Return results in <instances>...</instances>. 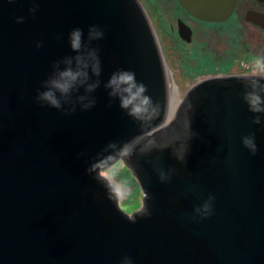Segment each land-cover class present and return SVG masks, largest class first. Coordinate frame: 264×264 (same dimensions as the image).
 Instances as JSON below:
<instances>
[{
	"label": "water",
	"instance_id": "obj_1",
	"mask_svg": "<svg viewBox=\"0 0 264 264\" xmlns=\"http://www.w3.org/2000/svg\"><path fill=\"white\" fill-rule=\"evenodd\" d=\"M172 81L141 0H0V264H264V77H207L146 134ZM119 158L132 218L99 175Z\"/></svg>",
	"mask_w": 264,
	"mask_h": 264
},
{
	"label": "bare ground",
	"instance_id": "obj_2",
	"mask_svg": "<svg viewBox=\"0 0 264 264\" xmlns=\"http://www.w3.org/2000/svg\"><path fill=\"white\" fill-rule=\"evenodd\" d=\"M151 10L155 20L161 21L154 22L163 33L173 81L169 89L172 100L163 125L146 134L169 124L187 92L207 77H264V0H237L230 17L221 21L201 19L179 0H151ZM249 26L259 31L256 41L249 34Z\"/></svg>",
	"mask_w": 264,
	"mask_h": 264
},
{
	"label": "rangeland",
	"instance_id": "obj_3",
	"mask_svg": "<svg viewBox=\"0 0 264 264\" xmlns=\"http://www.w3.org/2000/svg\"><path fill=\"white\" fill-rule=\"evenodd\" d=\"M145 2L146 1H144L143 4L146 7L147 11H149L151 9V2L147 3V4ZM152 6L154 7L155 5L152 4ZM149 15H150V17H151L153 22L156 21V23H158V24L161 23L160 19L157 18V20L159 22H157V20H155L156 18L154 17V14L151 15V13H150ZM156 23L154 24V26H155L156 30L158 31L157 28H158L159 25L156 24ZM250 27H252V26H249V28ZM250 29H251V33L249 32V34H251L250 36H253V41H256V39H254V38L257 36L259 31H258L257 28H254V27H252ZM253 30H254L255 33L256 32L257 33L255 34L254 32H252ZM158 34H159V36L161 35L160 36V40H163V41H161V43L163 45L164 52L166 54L167 53V49H166V46H165L166 44H165V41H164V37L162 36L163 33L158 31ZM251 39H252V37H251ZM174 55L175 56H173V58H175L177 56V54L175 52H174ZM166 59L169 60L168 56H166ZM175 61H176V58H175ZM176 64H178V63L176 62ZM104 174L106 176H108V178H110V180H112L113 182H115L117 180L118 183L121 185L120 186V185H118L116 183L118 188L122 187L123 189H128L130 186H134L135 185L134 176L132 175L130 169L127 167V165L123 164L120 160L116 161L113 164V166L108 170V173L104 172ZM123 197H124V201H123L122 207L127 212H130V211L134 210V208L139 207L140 204H141V194H137L136 191H133V190H131V191L127 190V192L124 191Z\"/></svg>",
	"mask_w": 264,
	"mask_h": 264
},
{
	"label": "flooded vegetation",
	"instance_id": "obj_4",
	"mask_svg": "<svg viewBox=\"0 0 264 264\" xmlns=\"http://www.w3.org/2000/svg\"><path fill=\"white\" fill-rule=\"evenodd\" d=\"M141 1H142V2L146 1V2H145L146 4L151 2V0H141ZM148 10H149V9H148ZM148 13H149V14L151 13V9L148 11ZM147 134H151V132H150V133H147ZM119 160H120L123 164L127 165V164L124 162V160H123L122 158L119 159ZM112 166H113V165H112ZM112 166L108 167V168L105 169V170H101V172H100L99 175L105 177V178L108 180L109 184H110L111 186H113L114 189L116 190V192H117L118 204H119V209H120L121 211H123L124 213H126V214L128 215L129 218H132V215H133L134 212H136V211H138V210H143V206H145V204H144V197H145V195L147 194V192L143 190V187H142V185H141L140 180H139L138 177L133 173V171L131 170V168H130L128 165H127V167L130 169L132 175L134 176L135 185H134V186H130L128 189H123L122 187H121V188H118V187H117V184L120 185V184L118 183V181L116 180L115 182H113L112 180H110V178H108V176H106V175L104 174V172H107V173H108V170H109ZM116 183H117V184H116ZM120 186H121V185H120ZM127 190H130V191L133 190V191H136L137 194H141V204H140V206L137 207V208H134V210H132V211H130V212L125 211V210L123 209V207H122V204H123V201H124L123 194H124V191L127 192Z\"/></svg>",
	"mask_w": 264,
	"mask_h": 264
},
{
	"label": "clouds",
	"instance_id": "obj_5",
	"mask_svg": "<svg viewBox=\"0 0 264 264\" xmlns=\"http://www.w3.org/2000/svg\"><path fill=\"white\" fill-rule=\"evenodd\" d=\"M92 31H94V29L90 30V32H92ZM81 35H82L81 30L76 29L73 31V33H72V46L74 49L79 48ZM95 35L98 37V36H101L102 34L99 32H96ZM114 80H115V78H114ZM120 80L122 82L127 83V82L133 80V76L131 74L125 73L120 77ZM141 90H143V89H141ZM40 99L49 101L54 107H60V104L52 98L50 93L41 94ZM147 102H148L147 98H145V103H147ZM245 143H249V141H245Z\"/></svg>",
	"mask_w": 264,
	"mask_h": 264
}]
</instances>
